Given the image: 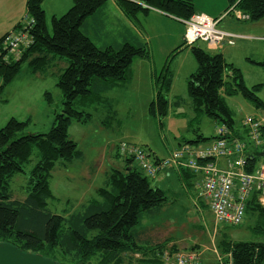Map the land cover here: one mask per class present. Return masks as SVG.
Wrapping results in <instances>:
<instances>
[{
	"label": "trees",
	"instance_id": "16d2710c",
	"mask_svg": "<svg viewBox=\"0 0 264 264\" xmlns=\"http://www.w3.org/2000/svg\"><path fill=\"white\" fill-rule=\"evenodd\" d=\"M44 1L27 0L26 17L14 28L15 33L27 34L28 45L12 51L6 41L10 33L0 38V90L21 74L24 65L30 73H42L63 62L65 66L59 67L55 83L63 97L62 109L54 111L53 124L47 133L27 132L30 119L11 118L0 126V243L41 254L58 264H159L156 251L167 242L145 246L141 244V233L146 216L162 209L168 203V195L153 186L154 179L147 177L132 158L118 150L116 156L123 158L125 165L110 170L95 196L76 204L66 200L62 214L54 213L49 207L50 201L57 200L50 185L56 165L83 157L78 143L70 137V124L89 123L90 108L98 109L102 103L108 108V119H115L114 101L106 95L132 85L134 63L151 58L148 44L133 33L121 37L108 32L109 24L104 17L109 0H72V6L64 14L52 16L50 32ZM227 2L228 14L240 11L248 14L251 22L264 18V0ZM115 4L139 31L144 30L142 18L153 10L184 24L198 14L195 0H115ZM183 47H189L197 62V70L187 79L188 96L196 117L204 114L225 125L232 137L245 136L235 127V113L227 97L242 95L264 114V102L255 93L260 85L248 88L240 69L223 54L196 44L186 45L185 41L172 52L160 74L153 77L150 114L159 117L162 123L171 107L182 104L183 98L176 97L171 102L168 95L174 81L172 59ZM259 64L264 66V61ZM45 98L49 105L53 104L49 92ZM196 134L194 140L186 142L198 144L210 139L197 131ZM35 150L38 160L28 173L27 196L24 200L15 199L11 180L19 173H26L25 165L31 162ZM263 150L264 147L250 152L248 172L259 165ZM182 173L192 175L186 169ZM204 206L209 209L207 204ZM248 213L257 215L253 232L264 234V207L258 202L257 194L247 204L246 216ZM218 248L230 264H264V243L235 242L223 235ZM136 253L142 254L140 259L132 257Z\"/></svg>",
	"mask_w": 264,
	"mask_h": 264
},
{
	"label": "rangeland",
	"instance_id": "374dc122",
	"mask_svg": "<svg viewBox=\"0 0 264 264\" xmlns=\"http://www.w3.org/2000/svg\"><path fill=\"white\" fill-rule=\"evenodd\" d=\"M195 4L197 12L213 13L207 7L217 6V9L221 10L217 15L226 12L225 22L235 17L234 14H228L227 0H195ZM24 7L17 12V16L20 14L22 20L26 17ZM219 19L222 20L223 17ZM47 21L50 22L49 17ZM142 23L151 58L136 61V75L129 92L114 89L106 95L108 98H114L115 119H108V108L105 107V103H102L98 109L90 108L92 119L89 123L82 124L74 121L70 124V137L78 143L83 157L68 164L59 163L54 168L50 185L57 200L49 202V207L54 213H63L67 207L66 200L76 204L81 199L86 201L95 196L96 188L104 186V169L122 168L123 158L115 157V153L112 154L111 160L107 156L110 151L116 152L121 142L134 143L158 154H166L168 150L178 148L179 142L194 140L197 137L196 131L210 138L208 140L210 141L219 127V124L204 114L196 117L193 110L188 96L187 79L197 70V62L189 47H183L177 56L173 57L171 64V68L175 69V77L168 98L172 102L175 97H181L182 104L171 107L169 114L162 118V123L159 117L150 114L149 106L154 95L153 77L160 74L172 52L183 44L179 31L184 27L183 24L155 12L149 14L147 21L142 18ZM246 23L250 26L251 31H248L251 38L231 51V56L236 61V65H233L240 69L248 88L253 89L254 86L260 85L255 93L264 102V66L259 64L264 61V40L252 37L264 34V20L254 22L253 25H251L253 22L246 21ZM254 25L261 27L252 28ZM49 26L51 29V23ZM90 34L95 41L94 33L90 31ZM64 66V63L60 62L58 66L47 70L44 79L38 82L37 89L23 92L22 98L15 102L10 99L6 101L7 104L0 102V126L11 118L30 119L31 124L27 132H49L54 120V111L56 108L62 109L61 100H63L60 90L57 87L54 88L56 79L53 80V77L49 75L52 71L58 74L59 67ZM26 70L27 65H24L21 75L25 74ZM46 92H49L53 98V108L49 116L46 113V107L49 106L45 98ZM227 102L235 113V127L239 131H244L242 122L246 116L264 118L262 111L242 95L228 96ZM103 121L110 124L104 126ZM37 160L38 151L35 150L31 162L25 165L26 173H19L12 178L10 188L13 198L19 200L26 198L25 187L28 182V173ZM261 162L264 163V158H261ZM90 167L93 168L92 172L95 171L92 176ZM152 182L153 186L158 184L156 180ZM178 183L173 181L160 186L169 188V202L159 211L148 214L144 219V228L141 233L142 244H145V240H150L149 244L152 246L164 241L168 244L173 242L181 250L183 247L199 249L203 264H230L218 248L223 235L235 242L264 243V234L250 231L255 224L256 215H250L251 217L247 215L241 225L216 224L211 210L204 206L207 204L209 207L201 191L198 190L196 204L192 203L186 194L180 193ZM174 199L177 201L173 202ZM132 257L140 259L135 255Z\"/></svg>",
	"mask_w": 264,
	"mask_h": 264
},
{
	"label": "built area",
	"instance_id": "2783aa9c",
	"mask_svg": "<svg viewBox=\"0 0 264 264\" xmlns=\"http://www.w3.org/2000/svg\"><path fill=\"white\" fill-rule=\"evenodd\" d=\"M233 14L237 20H250L248 14L240 11ZM219 21L203 13L193 15L185 21V43L193 45L201 41L215 48L225 43L234 44L237 36L221 30ZM6 41L12 51L28 45L25 33L11 32ZM242 126L246 140L232 137L229 129L220 125L213 140L204 145L183 143L164 158H156L145 147L126 141L119 144L118 151L132 158L134 164L153 179L168 168L186 169L199 176L197 188L207 200L215 223L241 225L246 218L247 204L254 194L264 207V163L260 162L253 172L247 171L252 160L250 152L264 147V118L246 116ZM220 160L225 162V166L219 165ZM134 255L141 258L138 253ZM156 259L159 264H203L196 249L173 250L168 247L156 252Z\"/></svg>",
	"mask_w": 264,
	"mask_h": 264
},
{
	"label": "crops",
	"instance_id": "0c3cea01",
	"mask_svg": "<svg viewBox=\"0 0 264 264\" xmlns=\"http://www.w3.org/2000/svg\"><path fill=\"white\" fill-rule=\"evenodd\" d=\"M134 1H138V0H134ZM26 2H27V0H0V38H2L4 35H6L8 33L13 32L16 25L20 21H22V19L20 17L21 15L19 14L17 16V12H18V10L20 11V9L22 7H24V5H25L24 9H26ZM71 6H72V0H45L43 3V7H44V10L46 13V19L48 20V17H49V19L51 20L52 16H54V15L60 16V15L64 14ZM217 8H218L217 6L212 7L211 5H209L207 7V9L212 10L213 13L212 12L211 13L210 12H197V13H203V14H206V15L213 17V18L223 17V19L219 21L218 27L223 31L235 34L237 36L234 40L235 41L234 44L225 43L221 47H217V48L211 47L207 43L201 42V41H198L195 44L199 47L206 49L207 51L212 52V53L223 54V56L225 57L226 60H228L230 63L236 65V61H234V59L231 56V51H234L242 43H246V40H248V38H251V36H250L251 34H249L251 29H249L250 26L247 25L246 21H238L237 19H235V17H233V19H230V21L225 22L226 16H224V14L226 12L223 14L220 13L219 15H217V13L221 12V10H219ZM105 12H107V13H106L104 18L107 19L108 24H109L108 32H113L117 35H121V37H123V35H127L128 33H133V35L135 34V36L141 42L147 43V39H146L144 32H143L144 30L143 31L137 30L134 27V25L127 18L124 17L122 12L116 6L115 0H109L108 1V7L105 10ZM152 12H155L157 14H161L163 16H166L168 18H171V19L183 24L184 29L180 28L181 30L179 31V34H181V41L184 42L185 24L183 22L177 20L176 18L162 14L161 12H159L157 10H153ZM148 16H149V14L145 17L146 21H147ZM234 20H236V21H234ZM263 20H264V18L259 20V21H255V23L261 22ZM249 22H251V21H249ZM253 24H254V22L251 25H253ZM260 27H259V25H254L252 28H258L259 29ZM248 30H250V31H248ZM252 37H254L256 39L264 40V34L254 35ZM121 39H123V38H121ZM200 43H202V44H200ZM64 65H65V63H64ZM173 72H175V69H173ZM45 74H46L45 72L30 73V72H28V70H26L25 74H23V75L20 74L13 82H11L9 85H7L3 90H0V102L7 104L6 101H9L8 99L13 100L15 102L16 100L22 98L23 92L37 89L38 82L41 81L42 79H44ZM57 75L58 74H55V72L52 71V73L49 76H52L53 80H55ZM135 75H136V62L134 63L133 82L135 79ZM133 82H132V85H133ZM173 83H174V81H173ZM1 84H2V80L0 79V86H1ZM132 85L129 88H125V89L123 88L121 90L129 92L131 90ZM55 87H56V85H54V88ZM172 88H173V86H172ZM40 91H41V89L39 90V92ZM45 91H47V90H45ZM113 101H114V98H113ZM51 106L52 105H49L46 107V113L48 116L51 115V112H52L51 110H52L53 106L52 107ZM56 109H58V108H56ZM239 132H240L241 136H243L245 133L244 131H239ZM215 134H216V132H215ZM243 137H246V135ZM186 141L187 140H183V143H187ZM183 143L179 142L178 144L180 146ZM205 143H207V142H200L198 144L197 143H193V144L204 145ZM172 151L173 150L170 149L167 151L166 154H158L154 151H152V153L154 156H156L158 158H164V157L168 156ZM250 151H252V149H250ZM114 153H115V155H114ZM116 153L117 152H111L110 151L107 154L109 160H111L112 154L115 157L120 158V157L116 156ZM124 165H125V163H124ZM124 165L121 167L123 168ZM219 165L223 167V166H225V162L223 160H220ZM112 168L113 167H110V169L109 168H106V169L103 168L104 169V177H105L104 184H105L107 177H108V174ZM92 170H93V168L90 167L91 176L95 172V171L92 172ZM191 174L192 175H185L182 173L181 169L168 168V169L161 171L157 175V177L154 178V182L156 180V182L158 183V184H156V186L161 188L162 190H164L167 195H168V191H170L169 188H167L166 186H163V188H162L160 186L166 185L167 182H173V181L179 182L178 185L180 186V193L186 194L187 198L190 199L192 201V203L196 204L195 201L197 199L196 197H197V193H198L197 184L199 182V176L194 175L193 173H191ZM91 176H90V178H91ZM100 187H102V186H100ZM100 187L96 188V191ZM82 201L83 200L81 199V201L79 203H81ZM176 201H177V199L173 200V202H176ZM168 202H169V196H168ZM248 215L254 216L255 214L248 213ZM256 221H257V215H256ZM256 221H255V224H256ZM254 225L250 228L251 232H253L252 229H253ZM149 241L150 240H145L144 245L145 246L146 245H152V244H149ZM141 242H143V241H141ZM168 247L170 249H173V250L178 249V247H176L175 243L172 242L170 244L167 243L163 249L159 250V252L166 250ZM188 249H195V248H188ZM179 250H181V249H179ZM182 250H186V247H183ZM196 250L199 251V249H196ZM156 252H158V251H156ZM138 254H140L142 256L141 253H138Z\"/></svg>",
	"mask_w": 264,
	"mask_h": 264
},
{
	"label": "water",
	"instance_id": "95a60500",
	"mask_svg": "<svg viewBox=\"0 0 264 264\" xmlns=\"http://www.w3.org/2000/svg\"><path fill=\"white\" fill-rule=\"evenodd\" d=\"M264 158V150L261 155ZM0 264H58L56 261L46 258L41 254L24 252L21 249L8 244L0 243Z\"/></svg>",
	"mask_w": 264,
	"mask_h": 264
}]
</instances>
